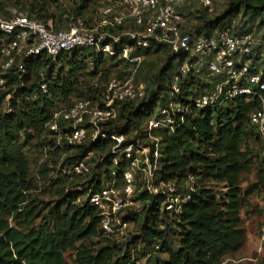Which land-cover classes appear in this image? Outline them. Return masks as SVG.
I'll use <instances>...</instances> for the list:
<instances>
[{"label": "trees", "instance_id": "16d2710c", "mask_svg": "<svg viewBox=\"0 0 264 264\" xmlns=\"http://www.w3.org/2000/svg\"><path fill=\"white\" fill-rule=\"evenodd\" d=\"M92 1L82 0L79 5L74 2L71 12L61 10L58 15L49 11L52 5L45 1L26 5L27 11L15 8L35 21L44 24L50 21L55 30H60L65 28L63 22H68L70 16L82 17ZM241 9V19L236 22L233 19ZM189 15L192 28L207 35L218 30L255 36L253 27L259 17L256 26L262 33L254 56L258 67L259 50L264 44V0H228L221 13L212 17L206 10H195ZM8 42L0 31V48ZM168 52L165 45L144 51V59L150 55H166L165 65L154 77L143 76L148 81L145 98L121 104L117 120L103 132L134 134L133 140L144 139L143 126L157 104L161 107L168 103L169 97L162 96V92H171L172 85H164L171 63L180 58V66L183 61L181 55L171 56ZM108 58L113 61L112 65L104 69L105 57L92 49H75L54 60L40 53L20 57L22 70L16 65L3 76L4 88L8 90H0V264H69L65 259L67 252L74 253L72 264H138L139 257L130 253L129 248L138 243L149 254L159 251L167 255L165 261L155 260L154 264H220L224 256L237 252L244 242L240 227L244 199L239 176L249 173L256 165L257 183L253 187L264 188L263 144L249 121L251 112L259 106L258 97L249 101L239 97L223 108L194 109L173 132L156 133L161 140L158 175L162 182L174 183L176 193L185 200L180 202V211H166L162 207L166 194L138 192L134 200L143 204L142 211H128L122 221L137 225L140 233L123 248L115 239L102 235L98 212L88 202L89 195L101 191L110 178L112 169H104V166L111 167V155H106L93 169L90 167L97 156L108 152L110 142L98 139L77 147L55 148L47 127L55 110L68 107L82 97L96 98L98 90L93 88V81L101 86L110 77V69L122 63L116 56ZM146 65L148 62L143 60L142 66ZM143 73L147 74L140 69L139 74ZM85 79H90L91 83ZM41 84H45L46 93L41 91ZM179 85L178 99L184 104L212 86L191 75ZM7 97L9 112L2 111ZM71 97L75 98L71 100ZM63 103L65 106L61 107ZM42 135L46 146L64 158L56 175L48 168L47 161L39 171L41 179L49 186L58 185L55 191L58 199L52 204L42 203L34 195L37 186L30 176L24 151L31 137ZM251 139L259 147L256 155L249 147ZM88 151L95 154L86 161L89 174L64 172L67 166L80 162ZM122 167V162L114 167L117 185L123 184ZM208 183L224 184L227 191L217 197ZM248 194L246 191L242 195ZM174 235L178 237L177 249L170 247L173 242L170 237ZM95 239L98 243L93 242Z\"/></svg>", "mask_w": 264, "mask_h": 264}, {"label": "built area", "instance_id": "2783aa9c", "mask_svg": "<svg viewBox=\"0 0 264 264\" xmlns=\"http://www.w3.org/2000/svg\"><path fill=\"white\" fill-rule=\"evenodd\" d=\"M104 1L108 4L97 13L94 26L87 25L82 17L70 16L65 28L60 30H55L50 21L44 24L29 18L23 10L11 9L7 18L0 19V31L9 39L8 44L0 48V90L5 84L3 76L16 66L19 55L45 53L54 60L75 49H92L102 56H116L122 60L126 70L108 77L101 86L93 81V88L98 90L95 99H76L70 106L55 110L47 123L55 148L77 147L98 139L110 142L108 152L94 161L97 164L106 155L112 156L110 178L101 191L89 195L88 202L98 212L102 235L122 239L127 224L122 221L124 215L121 214L140 191L166 194L162 207L166 211H180V202L185 199L176 193L174 183H164L158 175L161 140L156 133L173 132L192 110L223 108L236 98L249 101L257 96L259 106L251 112L249 121L260 136L264 157V78L254 61L253 51L260 46L255 37L218 30L207 35L192 28L190 12L206 10L211 13L223 0ZM159 45H165L169 55L183 58L168 103L146 121L143 140H133L134 134L103 132L117 120L121 104L145 98L146 83L138 79L143 53ZM17 67L22 70L23 65L18 63ZM188 75L212 86L184 104L178 99L181 95L179 84ZM40 88L43 93L47 92L45 84ZM94 155L93 151L86 152L80 162L67 166L64 172L89 174L86 161ZM120 162L123 163V184L117 185L114 167Z\"/></svg>", "mask_w": 264, "mask_h": 264}, {"label": "rangeland", "instance_id": "374dc122", "mask_svg": "<svg viewBox=\"0 0 264 264\" xmlns=\"http://www.w3.org/2000/svg\"><path fill=\"white\" fill-rule=\"evenodd\" d=\"M48 2L49 5H52L49 8L51 13L58 15L61 10L66 11V13L71 12V9L76 2L78 5L81 3L82 0H0V19H5L8 17L9 12L11 9L15 7L22 8L24 11H27L25 6L31 3L36 4V2ZM228 0H223L220 5L215 6L213 11L210 13L211 17L221 13V11L226 7V3ZM231 1V0H230ZM38 4V3H37ZM108 3L104 0H93L91 3L88 4L86 10L82 18L87 22V25L90 27L94 26L97 22V13L100 9L106 6ZM243 10L241 9L239 14L236 16L235 19L239 21L241 19ZM66 16H63L65 19ZM260 18H257L255 26L253 27V32H255V39H261L262 29L257 28V23L259 22ZM67 24V22H63V24ZM64 25V27H65ZM234 25V24H233ZM91 50V49H89ZM261 53L260 58L257 60L258 70L259 73L262 74L264 72V44L259 50ZM256 55V50L253 51V56ZM106 61L104 64V69H107L112 65L113 61L105 55L104 56ZM148 62L149 65L143 67L141 65L140 69L146 71L147 74H139L138 79L144 81L146 86L148 85V81L143 79V76H147L148 79L154 77L158 72H160L161 68L166 63V55H150L144 59ZM20 63V55L17 56L16 65ZM2 65V57L0 55V67ZM127 68L124 66L123 63L119 64L116 68L110 69V76L115 75L118 71L126 70ZM178 58L174 59L171 63V67L167 72V76L164 80V85H172L174 83V79L176 77V72H178ZM91 83L90 79H85V82ZM7 88H3L1 91H7ZM162 96H170V91H163ZM75 97H71L73 100ZM8 101L9 97L6 98L5 103L2 107V111L8 110ZM61 107L65 106V103L60 105ZM160 104L158 103L154 114L158 112ZM152 118L150 116L148 119ZM41 137L33 136L30 138L29 142L30 145L24 148V151L28 157L29 165H30V176L34 179V182L37 186V191L35 192V196L42 202V203H54L58 196L56 195L55 191L58 188V185L49 186L47 181H43L40 177L39 171L41 166L44 162L47 161L48 168L56 175L60 166L63 163L62 156H59L58 153H54L53 150H50L48 146H46V140L42 139ZM23 139V138H22ZM249 147L252 149L253 154L256 155L259 152L258 145L254 142L253 139L249 141ZM31 146V147H30ZM55 161L51 163V161ZM95 164H91L90 167L93 169ZM104 169H111V167L104 166ZM257 166L254 165L250 168L249 173L241 174L239 176V186L242 191L244 192L249 191L248 195H242L244 199L243 207L240 211V227L244 232V242L242 247L235 253L229 254L224 256L220 260V264H264V188L258 187L254 188L253 186L257 183ZM51 175L49 174V177ZM53 179L54 176L52 175ZM57 184V183H56ZM208 188H211L214 193L217 194V197H220L224 194L227 189L224 184H213L208 183ZM135 199V198H134ZM133 199L132 204L127 206L121 215H126L128 211H132L135 213H140L142 211L143 204L139 201H135ZM140 227L133 223H129L126 226L125 236L122 239H115L116 243L122 245L123 248L125 244L128 243L134 235H139ZM173 242L170 243V247L173 249H177L179 247L178 237L176 235L170 237ZM94 243H98L95 239L93 240ZM101 245V243H99ZM143 245L138 243L136 247L130 245V253L133 255H137L139 257L138 264H154L155 260L158 261H165L167 259V255L163 252L153 251L151 254L147 252V250H143ZM143 252V254H142ZM74 258V253L67 252L65 254V259L69 264H72V259Z\"/></svg>", "mask_w": 264, "mask_h": 264}]
</instances>
